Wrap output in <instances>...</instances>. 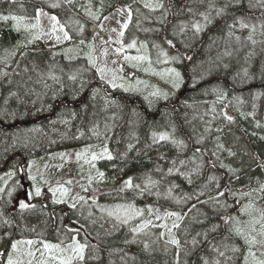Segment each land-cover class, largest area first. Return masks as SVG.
Wrapping results in <instances>:
<instances>
[{"label":"trees","instance_id":"trees-1","mask_svg":"<svg viewBox=\"0 0 264 264\" xmlns=\"http://www.w3.org/2000/svg\"><path fill=\"white\" fill-rule=\"evenodd\" d=\"M121 5L130 22L117 48L145 58L140 67L124 62L136 74L125 88L112 87L89 62L95 28ZM38 9L63 26L65 46L39 39ZM200 13L211 23L196 33ZM0 17H8L0 18V73H7L0 74V178L9 176L0 184V264L9 255L31 264L13 257L17 240L33 241L25 261L43 256L44 264L45 245L74 241L84 246L74 264L264 260V244L246 243L264 239V0H0ZM171 69L180 73L179 88ZM92 142L107 148L94 163L102 190L77 187L72 199H79L62 202L43 183L35 194L30 160ZM146 203L183 212L179 227L169 235L172 227ZM115 204L141 216L125 223L105 211Z\"/></svg>","mask_w":264,"mask_h":264},{"label":"rangeland","instance_id":"rangeland-1","mask_svg":"<svg viewBox=\"0 0 264 264\" xmlns=\"http://www.w3.org/2000/svg\"><path fill=\"white\" fill-rule=\"evenodd\" d=\"M64 1L66 2V0ZM129 13L130 12L128 8L125 5H121L116 11L104 18L100 24L101 27L98 29V32L93 36L95 40L91 49L94 54V58L92 59L94 62L93 65L96 67L97 71L98 69H103V73L98 71L100 78L101 75H103V80L108 84L112 85L115 83L117 86L119 85L122 88L127 87L131 82L134 81V73L128 74V78L123 79L125 76L120 75V68L122 67L119 61L123 60L127 65L133 64L136 67H140V65L145 61L143 59H132L143 57L142 54L130 55L128 52L122 50L118 51V44L122 45V36L125 29L127 28L124 27V25L126 24L128 26L130 22ZM52 16L54 15L42 9L40 10L39 17H37V23L40 25V31L43 35L46 45L48 47H59L60 44L66 42V39L60 38V43L58 40H56V36H60L62 34V32H60L61 25L58 20V23L52 21ZM54 26L55 31H53ZM64 32L65 31L63 30V33ZM45 34L52 36L54 40H51L50 37L49 39L46 38ZM129 45H133L132 47H134L133 43ZM129 45L127 48H132L129 47ZM79 51H81V49H79ZM87 52H84L83 50L81 53L86 54ZM144 69L146 70V66H144ZM159 76H157V78H164ZM104 146L105 143L92 142L91 144L72 148L69 151H60L52 154H46L30 160L27 163L26 169L30 184L37 186L38 188H41L43 183L51 185L53 187L52 194L55 200L62 202L69 201L70 199L78 200L79 198L72 199L74 194L73 190L77 187H80L81 192L85 194L87 193V186L91 190H102V185L98 180V178H100V174L95 169L94 163L97 161V159L107 155L104 152ZM93 155L97 157L95 160L93 159ZM8 177L9 176L0 178V184ZM32 177H34V179H32ZM152 205L154 204L146 203L145 209L151 210L152 213L157 214L162 219L163 224H165L167 227H172V225L178 221L176 216L167 215V213L178 212L163 208L162 210H157ZM104 209L108 212V214H118L117 217L121 220L123 219V222L125 220H136L141 216L140 212V214L136 217L135 210H133L131 206L122 204H115L111 207L107 206ZM179 215L183 218V212ZM141 219H144V217ZM173 230V227L172 229L168 228L167 233L171 235ZM165 237L168 240L172 238H168L167 236ZM18 241H23L24 243H17L16 249L13 250V257L19 259L20 262L23 263L31 262V264H44L43 262L40 263L37 260H41L43 256H37V259L32 258L25 261L28 256H30L29 253L32 254L34 251L33 246L31 247L33 243H26L27 241L32 240H17L15 242ZM76 245L80 244H77L74 241L69 245H56L58 247L46 249L44 260L47 258V262L45 264H56L55 261L51 260L52 255H54V258L59 264H74L77 261H82L81 258L76 259V255L78 254L76 251ZM247 263H249V260H247Z\"/></svg>","mask_w":264,"mask_h":264},{"label":"snow or ice","instance_id":"snow-or-ice-1","mask_svg":"<svg viewBox=\"0 0 264 264\" xmlns=\"http://www.w3.org/2000/svg\"><path fill=\"white\" fill-rule=\"evenodd\" d=\"M68 2L71 3L72 0H68ZM145 6L146 7H153V5H145ZM53 7H56V5H53ZM154 7L155 8H163L164 5L161 2H157L154 5ZM226 7H227V5H225V8ZM224 10H225L224 8L217 9L216 10V14L219 16V15H221L224 12ZM189 11H192V10L189 9ZM39 15H40V10L38 9L37 10V17H39ZM129 15H130V13H129ZM200 16L203 17L204 23H200L199 21H195V22H193L191 24V27L195 30L196 33H199L207 24L211 23V19H210L209 15L207 13H200ZM0 18H2V19H8V17H0ZM12 19L15 20V19H18V18L17 17H12ZM51 19H52V21L58 23L57 18L55 16H52ZM241 26L242 27H247V25L244 24L243 22H241ZM124 27H127V25L125 24ZM187 27H188V25L186 23H182L179 26L180 32L181 33L184 32ZM53 31H55V26L53 27ZM61 31H63V26H61ZM121 35H122V33H121ZM69 38L70 37L68 36V33L67 32H64V39H69ZM57 39H60V37H57ZM249 39H251V37H249ZM167 43L169 45H172V41L171 40H169ZM132 46L133 45H129V47H132ZM118 51H120V49H118ZM132 59H144V57H137V58H132ZM173 59H176V57H173ZM89 62L90 63H94L91 60V58L89 59ZM98 71L101 72V73H103V69H98ZM170 71L174 74V77H175V81L173 82V87L179 88V86H180V83H179V81H180V73L177 72L175 69H171ZM0 74L7 75V73H0ZM69 79H73L74 80V79H76V77L73 75V76H70ZM101 79H103V75H101ZM112 87H117V85L115 83H113L112 84ZM155 94L156 93H154V95ZM227 119L228 120H231L232 117H227ZM159 139L160 140H165V139H168V136H167V134H160L159 135ZM173 142L176 143V144H178V145H182L183 144L182 141H175L174 140ZM198 151H199V149H197V152ZM104 152L107 153V148L104 149ZM96 158L97 157L95 155H93V159L95 160ZM108 158L109 159L111 158L110 154H109V157ZM181 163H184V162L181 161ZM171 171H172V169L170 168L169 169V172H171ZM100 175L102 176L103 174L101 173ZM32 179H34V177H32ZM210 179H212V178H210ZM125 185L128 186V187H131L132 186L131 178H129L127 181H125ZM262 187H264V186H262ZM35 194L36 195H39L40 194L39 188H37L35 190ZM219 195L220 196H223L224 193H219ZM19 206L22 209L25 208V207H28V205L25 204L23 201L20 202V205ZM136 214L139 215L140 213L137 212ZM167 215L176 216L177 217V220L182 219V217L178 213H167ZM124 222L127 223V220H125ZM172 227L173 228H177V227H179V224L178 223H174L172 225ZM233 230L238 235H245V233L239 227H235ZM133 231H137L138 232V231H140V229L139 228L133 229ZM169 231H171V230H169ZM161 235L163 236V233H161ZM260 236L261 237H264V225L261 226ZM169 242L171 244H173V245L179 246V241L176 238H172ZM17 243H24V242L23 241H18V242L13 243L12 244L13 250L16 249ZM26 243L31 244V243H33V241H27ZM193 243H196L195 239L193 240ZM246 243H248L249 245H253V244H256V243L264 244V239H261L260 241H257V239L255 237H246ZM45 247L46 248H51V247H55V246H53V245H45ZM83 247H84L83 245H78L77 248H76V251L79 253L81 259H83ZM29 255H31V253H29ZM220 255H223V253L221 252ZM8 264H15V262L13 261L11 255H9V258H8ZM206 264H207V262H206ZM257 264H264V260L258 261Z\"/></svg>","mask_w":264,"mask_h":264}]
</instances>
